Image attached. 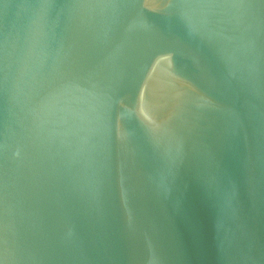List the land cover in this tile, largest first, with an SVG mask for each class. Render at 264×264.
<instances>
[{
	"label": "water",
	"instance_id": "1",
	"mask_svg": "<svg viewBox=\"0 0 264 264\" xmlns=\"http://www.w3.org/2000/svg\"><path fill=\"white\" fill-rule=\"evenodd\" d=\"M0 264H264V0H0Z\"/></svg>",
	"mask_w": 264,
	"mask_h": 264
}]
</instances>
